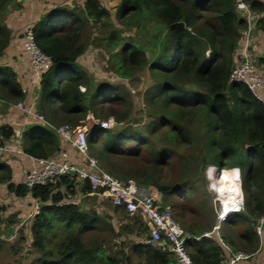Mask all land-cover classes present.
<instances>
[{
    "label": "trees",
    "instance_id": "1",
    "mask_svg": "<svg viewBox=\"0 0 264 264\" xmlns=\"http://www.w3.org/2000/svg\"><path fill=\"white\" fill-rule=\"evenodd\" d=\"M6 2L8 0H1L0 6ZM236 2L119 0L116 16L121 24L133 26L152 19L161 29L157 39L159 47L152 59L133 42H123L118 50L117 74L120 77L131 79L136 72L146 67L149 70L153 88L146 93L145 101L155 117L146 125L147 134L131 128H112L109 129L112 134L104 138L99 130H91L88 145L92 157L109 174L120 180L133 179L140 185L152 186L160 195L168 196L181 186L194 183V177L190 175L179 182L165 178L172 162L169 154L163 153L168 150L179 154L181 150L178 149L184 145L193 146L195 138L191 124L194 119H202L204 155L199 157L195 169L201 171L209 164L238 169L244 213H237L223 223L222 238L233 250L252 254L259 243L253 225L264 212V102L243 83H228L235 63L234 54L246 26L236 12ZM243 2L256 13L264 12V4L259 0ZM108 17V9L99 0H85L81 8H53L33 24L37 47L51 59L49 69L40 75L36 106V111L50 125H79L88 111L96 114L102 100L100 117H112L116 123L128 120L129 106L126 100L122 102L124 95L119 94L118 89L101 84L93 89L86 88V91L89 89L87 94L79 91V86H90L87 74L77 63V57L86 47L82 35L89 20L94 23ZM10 39L11 31L0 24V53ZM259 62L264 64L262 59ZM0 98L10 102L24 98L15 74L7 66H0ZM0 132V144H3L10 140L14 130L1 126ZM152 137L163 138L170 143L169 147L154 149ZM127 139L133 140L129 150L122 146ZM21 150L35 159L46 158L60 150V141L50 128L32 125L22 133ZM143 151L147 157L141 154ZM182 167L181 177L190 171H185L187 165ZM225 173L238 179L233 170ZM0 184L6 185V190L16 196L29 194L40 203L30 228L31 244L38 254L37 264H65L71 259L86 264H119L117 258L101 246H86L83 241V235L102 222L95 213L84 212L79 204L71 203L66 197L87 195L89 189L85 185L72 177L62 176L55 182L28 188L12 181V169L1 160ZM163 201L167 203V199ZM114 209L126 219L121 227L123 232L134 233L139 227L147 233L139 217L130 216L117 207ZM173 216L180 218L183 229L190 236L185 247L195 264L222 263L224 249L215 239L201 236L214 224L210 216L203 221L194 218L195 221L189 222L183 213H173ZM242 224V230H236ZM196 236L198 239L193 238ZM133 246V254L144 264H175L167 252L156 251L141 242ZM124 258V264H131L129 255L125 254Z\"/></svg>",
    "mask_w": 264,
    "mask_h": 264
},
{
    "label": "rangeland",
    "instance_id": "2",
    "mask_svg": "<svg viewBox=\"0 0 264 264\" xmlns=\"http://www.w3.org/2000/svg\"><path fill=\"white\" fill-rule=\"evenodd\" d=\"M84 1L85 0H12L4 6H0V24H2L7 17H9L10 21L14 24H24V28H22L19 35L20 41L14 58L17 61L19 60L21 64L23 63V67L27 69L30 65V69L36 73L27 56L23 53V46H21L25 33L27 30L32 31L33 24L39 20L41 15L51 11L53 8H81ZM99 1L108 9L109 17L94 23L89 20L88 27L82 35L86 47L83 53L77 57V63L81 70L87 74L90 86H79V91L87 94L89 89L86 91V88L89 87L93 89L95 86L97 87L101 84L118 89L119 94L121 93L124 95L122 102L126 100L125 102L129 106V118L125 120L124 123H116L113 121V129L131 128L136 132L147 134L146 125L148 121L155 117L153 109L148 106L145 101L146 93L153 88L152 77L147 67L136 72L131 79L120 77L117 74V67L119 66L118 50L123 42H133L135 46L145 50L147 57L152 59L159 47L157 39L161 29L152 19H145L140 24H133V26L131 24H121L119 18L116 16L119 0ZM12 57L13 55L3 58L2 52L0 56V66H3L5 63L8 64V58ZM262 100L264 102L263 98ZM102 102L103 100L98 104L96 114L92 111H88L87 114L89 117L92 116L94 120L98 121H101V119H108L100 117L101 110L99 107ZM109 102L110 101L107 100L106 103L109 104ZM84 119L86 118L84 117ZM127 121H129V123H127ZM90 123L91 119L89 118V121L84 124L87 130L89 129ZM37 124H39V122H37ZM62 124H70L73 126L72 123H61L59 125ZM57 126L58 125L55 127ZM191 127L193 128L192 131L195 138L193 146L184 145L178 149L181 150L179 154L171 153L168 150L163 153L169 154V159L172 162L167 168L166 176H164L165 178H170L175 182H179V179H184L191 175L194 177V179H192L194 183L181 186L177 189V192H170L168 196L160 195L159 198L161 204H168L171 206L174 214L183 213L188 221L195 216L201 221L204 220L203 218L210 216L212 221L215 218L214 202L217 197L216 186L221 184L224 177L222 171L218 172L219 168L211 164L207 165L201 171L195 169V164L198 162L199 157L204 155L203 145L201 143L202 138H204L202 119H194ZM50 129L53 131L52 128ZM99 133H102L104 138H107L112 134V130H105ZM56 137L60 141L57 135ZM19 140H17L15 144L19 145L20 148L18 149L20 151L11 148V150H13L12 153L15 154H8L9 151H6L0 154V159L4 162L5 160H11L13 163L17 162L20 167H23L21 169L24 170L28 165H25V161H23L25 160V154L21 150L22 137ZM151 141L156 150L165 149L170 145L168 141L163 138L161 139V137H152ZM132 142V139H127L122 146L129 150L133 146ZM0 146L4 145L0 144ZM66 146L67 145H65L64 148H66ZM58 152H55L53 155ZM89 154L91 155L90 151ZM141 154H143L144 157L148 156L145 151ZM77 156L79 157L78 154ZM27 157L33 158L30 156ZM184 164L187 165L185 171L190 170L191 172L189 171L188 174L185 173V176L183 175L181 177L179 171L181 172L180 169H183L182 165ZM32 166L33 165H31V167ZM226 168L228 167L226 166ZM23 173L20 171L21 176H23ZM16 181V184L22 183V177L20 181H18V179H16ZM66 198H68L67 200L79 199L78 204L82 207L81 209H84V212L95 213L102 222V224L97 225L96 229L88 231L83 235L82 238L86 246H101L108 254L117 258L119 264H124L125 254L130 256L129 261L131 264H144L140 257L133 254V244L143 241L146 238V234H144L141 229L139 230L137 226L134 233L123 232L121 227L125 224L126 219L122 217L119 210L114 209L110 202L103 201L100 197L95 195H87L84 197L78 195L75 198L69 195ZM164 199H167V203H164ZM39 205V201L33 199L29 194L24 197H19L0 186V264H37L36 258L38 254L31 244L32 235L30 228L33 222V216L38 212V209L34 211L35 207L38 206L39 208ZM176 218L178 223L184 226L180 218ZM243 227L244 224L239 228L236 227V230L240 231ZM222 232H224V229H222ZM65 264L86 263L71 259Z\"/></svg>",
    "mask_w": 264,
    "mask_h": 264
},
{
    "label": "built area",
    "instance_id": "3",
    "mask_svg": "<svg viewBox=\"0 0 264 264\" xmlns=\"http://www.w3.org/2000/svg\"><path fill=\"white\" fill-rule=\"evenodd\" d=\"M236 12L245 21L246 26L241 32L237 48L238 60L235 61L231 69L228 83H243L256 98L262 100L264 94V64L259 62V55L255 54L251 43V34L261 14L252 11L243 0H237ZM22 46L23 53L27 56L37 76L40 77L51 66L50 57L37 47L31 30H27L25 33ZM25 92L22 89V93ZM15 106L26 114L33 115L39 124L52 128L54 134L60 138L61 143L76 152L80 158L77 162L72 161L65 148L53 156L39 159L32 158L33 166L23 173L22 183L26 187L46 185L49 182H55L62 176L72 177L76 182L85 185L89 189L87 195L100 197L103 201L110 202L113 207L122 209L128 215L139 217L147 228L146 238L141 243L151 246L156 251L169 253L175 264H195L190 259L185 247V241L190 236L186 234L182 225L173 216L171 206L161 204L160 193L154 187L140 185L133 179L120 180L114 177L102 168L96 158L89 155L88 133L94 129L100 132L112 129L115 122L112 117L98 121L87 114L86 119L81 121L79 125L62 124L55 127L50 125L42 115L32 110V108H26L23 101H18ZM89 118L91 123L87 130L84 124L89 121ZM6 151V146H0V154ZM226 170H233L236 173L239 193L233 204L226 203V198L221 197L216 190L217 197L214 202L215 222L211 229L203 232L201 236L215 239L224 249L225 257L221 264H235L240 260L248 259L251 255L242 250H233L222 238L221 227L223 223L233 218L235 214L243 212L245 204L238 169L235 167H222L218 172L223 171L222 175L225 177ZM216 189H218V186H216ZM69 201L78 204L79 199ZM36 209H38V206L35 207L34 211ZM253 228L254 233L261 237L264 229V212L256 219ZM193 238L198 239V236Z\"/></svg>",
    "mask_w": 264,
    "mask_h": 264
},
{
    "label": "crops",
    "instance_id": "4",
    "mask_svg": "<svg viewBox=\"0 0 264 264\" xmlns=\"http://www.w3.org/2000/svg\"><path fill=\"white\" fill-rule=\"evenodd\" d=\"M12 0H8L9 3ZM19 1V0H18ZM264 4V0H259ZM264 12L261 14V17L259 18L255 29L253 30L251 34V43L254 47V51L256 55H259L258 59L264 60ZM263 18V19H262ZM5 25L10 31H11V39L9 41L8 46L4 49L3 52V58L5 56H10L13 55L12 58H8V64L5 63L3 66H7L11 69V71L15 74V79L16 81L20 84L21 89H24L26 92L24 94L23 102L24 106L26 108H32V110L36 111V106H37V100H38V90H39V79L40 77L37 76L35 72H33L32 69L25 68L23 67V63L21 64L19 60L17 61L14 56L17 52V47L19 43V35L24 28V24H14L10 21L9 17L5 18L4 22L2 23ZM22 46V44H21ZM0 53V56L2 54ZM238 60V51L236 50L234 54V61ZM22 101V99L20 100ZM17 102H10L6 99L0 98V127L1 126H10L13 128L14 132L10 140L4 141L2 145L6 146L7 151H9L8 154H15L12 153L13 149H17L19 145H16L15 142L17 143V140L21 139L23 131L28 128L29 126L32 125H37V122L33 115H28L24 111L16 108L15 104ZM37 112V111H36ZM41 124V123H40ZM0 138H1V132H0ZM2 139V138H1ZM20 144V140H19ZM65 146L61 143L60 141V149H63ZM68 151V154L71 158L72 161L80 160V158L77 156V154L73 151L70 150L67 146L66 148ZM20 151V150H19ZM24 155V154H22ZM23 161L25 165H28L24 170L21 169L23 167H20L17 162L13 163L11 160H5V162L10 166L12 169V181L15 183L21 180L20 171L25 172L26 170H29L28 168L33 165V159L28 158L27 156L24 155ZM1 160V159H0ZM17 163V164H16ZM18 165V166H17ZM19 174V175H16ZM0 186L6 188V185L1 184ZM192 217V216H191ZM195 217H192L189 221L193 220L195 221ZM187 222V218L185 219ZM215 222V221H214ZM188 224V223H187ZM213 226V225H212ZM222 229L225 231V227H221V234H223ZM207 230H204V232ZM258 238V248L256 249L255 252L250 254L251 256L246 259V260H240L236 262L235 264H264V229L262 232V236L259 237L257 234H255Z\"/></svg>",
    "mask_w": 264,
    "mask_h": 264
},
{
    "label": "clouds",
    "instance_id": "5",
    "mask_svg": "<svg viewBox=\"0 0 264 264\" xmlns=\"http://www.w3.org/2000/svg\"><path fill=\"white\" fill-rule=\"evenodd\" d=\"M233 178L225 176L223 181L221 182V186L218 189H216L220 193L221 197H225L226 198L225 199L226 203L231 201L232 196H233V194L236 191V187H235V185L232 182Z\"/></svg>",
    "mask_w": 264,
    "mask_h": 264
},
{
    "label": "bare ground",
    "instance_id": "6",
    "mask_svg": "<svg viewBox=\"0 0 264 264\" xmlns=\"http://www.w3.org/2000/svg\"><path fill=\"white\" fill-rule=\"evenodd\" d=\"M232 182H233V184H234L235 187H236V191H235V193L233 194L230 203H233V204H234V203H235V200H236V198H237V195H238V193H239L238 179H232ZM220 186H221V184L218 186V188H219Z\"/></svg>",
    "mask_w": 264,
    "mask_h": 264
},
{
    "label": "water",
    "instance_id": "7",
    "mask_svg": "<svg viewBox=\"0 0 264 264\" xmlns=\"http://www.w3.org/2000/svg\"><path fill=\"white\" fill-rule=\"evenodd\" d=\"M222 167H220L219 169H221Z\"/></svg>",
    "mask_w": 264,
    "mask_h": 264
},
{
    "label": "snow or ice",
    "instance_id": "8",
    "mask_svg": "<svg viewBox=\"0 0 264 264\" xmlns=\"http://www.w3.org/2000/svg\"><path fill=\"white\" fill-rule=\"evenodd\" d=\"M226 211H227V209H226Z\"/></svg>",
    "mask_w": 264,
    "mask_h": 264
}]
</instances>
